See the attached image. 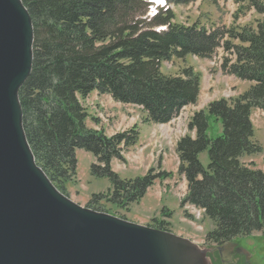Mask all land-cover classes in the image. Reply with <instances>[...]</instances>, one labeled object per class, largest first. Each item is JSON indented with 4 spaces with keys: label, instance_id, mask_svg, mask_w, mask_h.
Here are the masks:
<instances>
[{
    "label": "trees",
    "instance_id": "obj_1",
    "mask_svg": "<svg viewBox=\"0 0 264 264\" xmlns=\"http://www.w3.org/2000/svg\"><path fill=\"white\" fill-rule=\"evenodd\" d=\"M197 1L166 0V9L149 17L146 0H21L32 21L34 42L32 69L19 102L27 143L55 188L68 197L66 186L76 182V151L82 150L94 159L90 176L109 183L85 208L128 212L156 181L171 174L152 168L143 176L121 178L111 163H125L124 154L139 141L138 129L108 137L87 128L80 101L92 93L107 95L140 108L145 123L167 125L197 103L200 74L185 67L165 75L162 64L188 56L211 59L221 48L227 55L223 74L249 87L193 113L188 134L175 145L177 173L186 182L180 205L201 211L213 226L205 242L221 246L264 234V172L241 162L261 151L253 141L251 115L254 109L264 113V0L238 1L258 16L253 25L207 29L174 22L172 8ZM211 119L220 125V136L214 139L208 134ZM203 153L206 167L199 160ZM147 227L170 233L161 223Z\"/></svg>",
    "mask_w": 264,
    "mask_h": 264
},
{
    "label": "water",
    "instance_id": "obj_2",
    "mask_svg": "<svg viewBox=\"0 0 264 264\" xmlns=\"http://www.w3.org/2000/svg\"><path fill=\"white\" fill-rule=\"evenodd\" d=\"M33 42L21 0H0V264H209L184 238L75 204L37 166L19 102Z\"/></svg>",
    "mask_w": 264,
    "mask_h": 264
},
{
    "label": "rangeland",
    "instance_id": "obj_3",
    "mask_svg": "<svg viewBox=\"0 0 264 264\" xmlns=\"http://www.w3.org/2000/svg\"><path fill=\"white\" fill-rule=\"evenodd\" d=\"M238 1L218 0L212 4L207 0H198L188 6L172 8L174 22L183 25L198 23L207 29L253 25L258 16L252 10L244 9V3ZM165 9L166 6H152L154 12ZM150 11L151 9L147 13L148 16ZM226 56L220 48L211 59L200 60L188 56L184 60H172L162 64L161 72L165 75H175L185 67H192L200 74L197 103L186 107L178 118L167 125L145 123V114L140 108L116 103L107 95L99 96L93 93L80 101L87 114V128L102 131L108 137L134 127L138 129L139 141L124 154L125 163L115 161L112 164V170L121 178L143 176L152 168L155 172L171 174L170 178L156 181L145 197L138 204L132 205L128 212L106 206L108 215L117 218L122 216L126 221L143 226L155 227L161 223L170 233L188 240L200 250L214 249V245L205 242V236L212 229V224L203 217L201 211L188 205H180L186 195V182L177 173L179 162L175 145L180 138L188 134L187 124L193 113L205 109L208 103L214 100L234 98L248 89L247 83L233 81L228 79L229 75L223 74L221 65ZM251 122L253 141L260 146L261 151L243 157L241 162L245 165L252 164L254 168L264 172V113L254 109ZM220 133V125L211 119L209 136L214 139L220 136ZM76 159V182L66 186V195L72 202L85 208L93 194L107 191L109 183L107 180L90 176V165L94 163L90 154L77 150ZM199 160L206 167L207 154H201ZM232 245L245 249L251 256L252 264H264L263 233L237 238L232 241Z\"/></svg>",
    "mask_w": 264,
    "mask_h": 264
},
{
    "label": "flooded vegetation",
    "instance_id": "obj_4",
    "mask_svg": "<svg viewBox=\"0 0 264 264\" xmlns=\"http://www.w3.org/2000/svg\"><path fill=\"white\" fill-rule=\"evenodd\" d=\"M206 258L209 264H252L250 254L232 242L207 249Z\"/></svg>",
    "mask_w": 264,
    "mask_h": 264
},
{
    "label": "bare ground",
    "instance_id": "obj_5",
    "mask_svg": "<svg viewBox=\"0 0 264 264\" xmlns=\"http://www.w3.org/2000/svg\"><path fill=\"white\" fill-rule=\"evenodd\" d=\"M146 1H147V0H146ZM147 2H148V1H147ZM151 2L153 3L154 0H151ZM155 2H156V4L158 3V5H160L159 2H161V0H155ZM162 3L165 4V0H162ZM153 4H155V3H153ZM156 8H160V6H157ZM153 13H157V12H154V10L151 9V11H150V16H152Z\"/></svg>",
    "mask_w": 264,
    "mask_h": 264
},
{
    "label": "crops",
    "instance_id": "obj_6",
    "mask_svg": "<svg viewBox=\"0 0 264 264\" xmlns=\"http://www.w3.org/2000/svg\"><path fill=\"white\" fill-rule=\"evenodd\" d=\"M226 77H228V76H226ZM228 79H232L233 81L235 80L236 82H239L238 80H236L235 78H233V77H229ZM247 85H248V87H249V84L247 83ZM93 94V93H92ZM92 94H90V95H92ZM96 95H97V93H95ZM89 95V96H90ZM88 96V97H89ZM115 161H113L112 163H111V168H112V164L114 163ZM140 225H142V224H140Z\"/></svg>",
    "mask_w": 264,
    "mask_h": 264
},
{
    "label": "built area",
    "instance_id": "obj_7",
    "mask_svg": "<svg viewBox=\"0 0 264 264\" xmlns=\"http://www.w3.org/2000/svg\"><path fill=\"white\" fill-rule=\"evenodd\" d=\"M150 13V12H149ZM149 17H152V16H150V14H149Z\"/></svg>",
    "mask_w": 264,
    "mask_h": 264
}]
</instances>
